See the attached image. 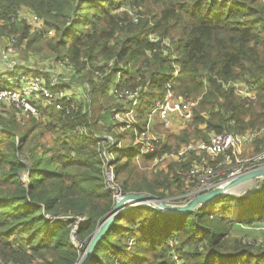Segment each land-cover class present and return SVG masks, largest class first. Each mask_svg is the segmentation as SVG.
Returning <instances> with one entry per match:
<instances>
[{
    "label": "trees",
    "instance_id": "1",
    "mask_svg": "<svg viewBox=\"0 0 264 264\" xmlns=\"http://www.w3.org/2000/svg\"><path fill=\"white\" fill-rule=\"evenodd\" d=\"M21 10L39 16L45 29L31 33L24 16L13 19ZM49 30L53 35L46 37ZM12 37L25 62L30 50L68 59L69 88H78L79 101L21 120L13 110L0 114L4 264H76L116 203L108 187L111 168L123 194L182 204L193 185L186 172L210 158L172 157L183 146L227 131L255 133L254 154L264 150V0H0V41ZM119 70L126 86L140 92L141 127L169 84L186 99L200 98L187 125L159 138L148 156L123 143L127 130L113 120V110L128 101L105 98ZM233 82L255 84L256 99L239 96ZM107 136L122 144L108 146ZM256 182L246 195L228 194L187 214L126 209L88 264H264V240L234 230L264 224V178Z\"/></svg>",
    "mask_w": 264,
    "mask_h": 264
},
{
    "label": "built area",
    "instance_id": "2",
    "mask_svg": "<svg viewBox=\"0 0 264 264\" xmlns=\"http://www.w3.org/2000/svg\"><path fill=\"white\" fill-rule=\"evenodd\" d=\"M132 13V12H131ZM28 25L32 28L45 29L39 16L29 14ZM23 16V11H19L12 18L17 19ZM53 35V31H48ZM152 41L158 40V37L152 36ZM168 43V40L165 41ZM20 47L16 38L7 39L4 43L0 41V114L6 115L10 107L15 108L16 115L21 117H37L41 114L42 108L48 106L63 109L66 101H71L72 107L79 101L78 88H69L71 81L67 78L65 70L72 71V64L68 59L55 58L52 62H45V69L33 66L31 62L21 60L19 57ZM33 69L36 72H28ZM174 76L180 73V67L175 68ZM174 72V73H175ZM126 76L122 70H119L110 87V93L118 102L128 101V107L115 108L113 120L120 122L124 126L121 130L132 129L134 131V145L139 157L148 156L155 152L160 139L154 134L153 128L159 120V123L165 129L174 128L176 122L185 123L193 116L194 108L199 104L198 99H186L182 95L176 94L169 84L163 97H158L151 105L146 116V126L141 127L137 119L138 110L141 104V95L139 90H132L126 86ZM235 92L246 100L256 99V85L248 83L233 82L231 84ZM228 88L229 85H225ZM81 130V129H80ZM82 131V130H81ZM255 137L253 134L232 133L224 131L222 133H213L208 140L191 142L183 146L172 157L179 161H185L189 156L196 154H205L211 160L219 159L218 167L210 164L208 161L194 163L186 172V177L193 185L183 196L186 198V204L191 199L200 194H204L224 186L237 178L238 176L251 171L255 168L264 166V150L251 158L239 159L238 154L241 149L252 144ZM108 146L122 144L107 136ZM113 172L111 168L108 171ZM115 175V174H114ZM114 179V176H113ZM115 185L118 186L116 176ZM122 194L121 190H119ZM54 218L49 217V222ZM174 259L178 256L174 254Z\"/></svg>",
    "mask_w": 264,
    "mask_h": 264
},
{
    "label": "water",
    "instance_id": "3",
    "mask_svg": "<svg viewBox=\"0 0 264 264\" xmlns=\"http://www.w3.org/2000/svg\"><path fill=\"white\" fill-rule=\"evenodd\" d=\"M264 178V166L255 168L251 171H248L228 184L211 190L210 192L200 194L195 198L191 199L186 204H172L168 203L167 200L156 198L147 193L140 194H124V196L118 199L109 213L108 217L103 221L100 227L93 234L89 244L87 245L82 257L77 261L76 264H88L89 260L92 256V253L97 246V244L101 241L104 235L107 233L111 225L113 224L116 216L133 206L141 205L145 207H149L151 209L164 212V213H175V214H187L193 212L195 209L206 206L210 203H214L215 201L223 198L228 194H232L234 187L246 183L248 181H255L258 179Z\"/></svg>",
    "mask_w": 264,
    "mask_h": 264
},
{
    "label": "rangeland",
    "instance_id": "4",
    "mask_svg": "<svg viewBox=\"0 0 264 264\" xmlns=\"http://www.w3.org/2000/svg\"><path fill=\"white\" fill-rule=\"evenodd\" d=\"M23 16L26 17L27 20H29L30 15H29L28 10H24L23 11ZM29 29H30L31 33L41 31L38 28H32L31 26H29ZM46 33H47V35H49L48 31H46ZM47 35H46V37H50L51 36V35H49V36H47ZM20 46L19 47H20V53H21L23 51V48H22V45H20ZM20 53H19V57H20ZM28 53H25V54L26 55L28 54L29 56H31V60H32L31 64L33 66H35V67L40 68V69H45L47 67L45 65V62H47V61L48 62H52L56 58V57L55 58L54 57H49V56H46L45 54L43 55V53H38V52L31 51V50ZM22 57L25 58L26 56L22 55ZM65 72H67V78H69L70 81L73 80L72 79V74H70V71L69 70L68 71L65 70ZM174 74H177V73L175 72ZM179 78H180V76H179ZM105 98L107 100H110V99L113 98V96L110 93V91L105 95ZM98 99H99V97H97V99H95V100H98ZM101 99L102 98H100V100ZM103 100H101L100 102L101 103L104 102ZM9 110H11V111L13 110V112H15V113L17 111L13 107H10ZM21 118H24V117H21ZM18 119L20 120L19 117H18ZM94 123H95V127H97V120L95 119V116H94ZM173 123H174V126H173L174 128L173 129L170 128V129L167 130V129H165L162 126V124L159 123V120H157V123L154 126V130H153L154 134H156V136L158 138L162 139V138H165V136L169 132H177L178 133L180 131L179 130L180 128H182V127L187 125V122L179 124V122H176L175 120H174ZM98 125H99V123H98ZM134 141H135V139H134V137L132 135L131 130H127L126 131V137L124 138L123 143H125L127 146L131 147L132 148V152H136L137 151L136 146L134 145ZM253 143L249 144L248 146H246V147L241 149L240 153L238 154V158L239 159L251 158V157L256 155V154H254V149H253L254 145H253ZM125 158L126 157H124V156L122 157L123 160H125ZM206 161H208L210 164L212 163V165H214L216 167H218V165H219L218 164L219 163V159L211 160L209 158V159H206ZM159 162H161V160H158L157 163H159ZM162 166L165 167L164 165H162ZM114 174L115 173L110 172L107 180H108L109 190L113 193V196L115 197V200L117 201L118 199L122 198L124 196V194L123 193L121 194L120 191H119L120 190L119 186L115 185V175ZM113 176H114V179H113ZM256 181L257 180L248 181L246 183H243L241 185H238V186L234 187L232 194L241 195V196L242 195H246L248 192H251L256 187V185L258 184V182H256ZM163 200H167L168 203H172L173 202L172 199L171 200L170 199H163ZM172 204H175V203H172ZM52 222H49V223L51 224ZM234 230L242 238L246 237L248 240H257V241H261V242H263V240H264V224H262V223H258V224L253 225V226L236 224V227H235ZM72 239H73L74 243H76V245H77V240L78 239L76 237H74V236H73ZM130 243H132V240L130 241ZM0 264H4V263L2 261H0Z\"/></svg>",
    "mask_w": 264,
    "mask_h": 264
},
{
    "label": "crops",
    "instance_id": "5",
    "mask_svg": "<svg viewBox=\"0 0 264 264\" xmlns=\"http://www.w3.org/2000/svg\"><path fill=\"white\" fill-rule=\"evenodd\" d=\"M107 102H109V101H107ZM106 122H107L108 124L111 123L110 119H108V118L106 119ZM102 124H104V123H101V124H100L99 129L101 128V125H102ZM108 124H105V126H107ZM102 128L105 129L104 127H102ZM105 130H106V129H105Z\"/></svg>",
    "mask_w": 264,
    "mask_h": 264
},
{
    "label": "bare ground",
    "instance_id": "6",
    "mask_svg": "<svg viewBox=\"0 0 264 264\" xmlns=\"http://www.w3.org/2000/svg\"><path fill=\"white\" fill-rule=\"evenodd\" d=\"M233 189H230V191H232Z\"/></svg>",
    "mask_w": 264,
    "mask_h": 264
}]
</instances>
